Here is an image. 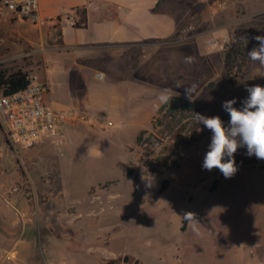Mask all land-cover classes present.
I'll list each match as a JSON object with an SVG mask.
<instances>
[{
  "label": "rangeland",
  "instance_id": "1",
  "mask_svg": "<svg viewBox=\"0 0 264 264\" xmlns=\"http://www.w3.org/2000/svg\"><path fill=\"white\" fill-rule=\"evenodd\" d=\"M179 10L177 35L148 47L139 62L109 67V82L96 76L106 69L101 65L81 77L45 62L40 55L59 33L44 41L38 27L16 24L4 10L0 70L39 75L47 103L94 122L68 127L64 144L24 151L13 149L0 128V253L7 261L18 258L4 250L7 243L18 251L24 240L27 264H264V160L240 147L233 177L204 169L212 133L203 124L194 145L167 139L146 150L137 142L144 130L145 137L157 134L165 90L211 105L210 117L227 126L223 102L235 98L240 108L248 87L264 86V68L247 54L259 46L254 37L264 36V0H207ZM239 29L249 38L246 58L230 85L226 53ZM189 56L194 62L185 61ZM107 85L108 97L98 92ZM116 88L124 98H112Z\"/></svg>",
  "mask_w": 264,
  "mask_h": 264
},
{
  "label": "crops",
  "instance_id": "2",
  "mask_svg": "<svg viewBox=\"0 0 264 264\" xmlns=\"http://www.w3.org/2000/svg\"><path fill=\"white\" fill-rule=\"evenodd\" d=\"M44 25L40 26L41 38H53L55 31L62 34L57 43L43 55L45 62L56 61L61 69H75L81 77L95 72L93 66L106 67L96 71L97 77L109 82V67L120 62L142 60L148 47L162 45L164 40L175 37L179 31V6H196L207 0H38ZM87 9V26L76 28ZM189 11V15H190ZM99 90V91H98ZM97 91L108 97V85ZM112 98H124L123 90L116 88ZM107 104V103H106ZM107 113V105L101 109ZM104 112L100 114H105ZM15 221V220H14ZM7 243L4 250L17 254V261H7L0 253V264H27L24 253L27 247L19 241L18 251Z\"/></svg>",
  "mask_w": 264,
  "mask_h": 264
},
{
  "label": "built area",
  "instance_id": "3",
  "mask_svg": "<svg viewBox=\"0 0 264 264\" xmlns=\"http://www.w3.org/2000/svg\"><path fill=\"white\" fill-rule=\"evenodd\" d=\"M4 10L16 24L39 28L45 23L38 0H0L1 18ZM28 78L25 90L0 97V128L13 149L24 151L48 141L64 144V132L68 127L93 125V119L84 113L47 103V83L32 72Z\"/></svg>",
  "mask_w": 264,
  "mask_h": 264
},
{
  "label": "clouds",
  "instance_id": "4",
  "mask_svg": "<svg viewBox=\"0 0 264 264\" xmlns=\"http://www.w3.org/2000/svg\"><path fill=\"white\" fill-rule=\"evenodd\" d=\"M254 39L259 42V46L250 50L248 57L264 68V36L258 35ZM185 61L194 62V57H185ZM167 91L160 96L164 103L170 99ZM186 91L191 98L188 89ZM246 91L248 96L241 101L240 108L234 106L237 103L235 98L223 102L222 107L230 117L227 126L218 115L207 117L194 113L197 124H203L212 133L203 168L209 171L219 169L225 178L233 177L238 171L234 154L240 147L247 148L248 156L255 155L264 160V86L255 85L248 87ZM184 217L194 219V214L186 213Z\"/></svg>",
  "mask_w": 264,
  "mask_h": 264
},
{
  "label": "trees",
  "instance_id": "5",
  "mask_svg": "<svg viewBox=\"0 0 264 264\" xmlns=\"http://www.w3.org/2000/svg\"><path fill=\"white\" fill-rule=\"evenodd\" d=\"M83 16L79 22H75L76 28H84L87 26V9H82ZM62 34L60 33V37ZM247 38V39H245ZM235 41L228 48L226 53L225 63V81L230 85L237 83V80L243 73V65L237 67L240 58H246L244 54L246 40H248L247 32L238 30L234 36ZM58 43H62L59 38ZM28 73L21 69L8 71L0 70V97L10 96L20 91L25 90L29 85ZM216 110L209 104L188 101L178 96H171L167 103H164L158 110L156 119L153 122V129L157 134H149L147 130L142 131L138 137V144L146 150L156 147L157 142L172 139L178 141L184 146L194 145L198 137V128L200 124L194 119V113H201L207 117L214 114ZM171 165L166 163L165 168H170ZM188 223V219L184 221V228Z\"/></svg>",
  "mask_w": 264,
  "mask_h": 264
},
{
  "label": "water",
  "instance_id": "6",
  "mask_svg": "<svg viewBox=\"0 0 264 264\" xmlns=\"http://www.w3.org/2000/svg\"><path fill=\"white\" fill-rule=\"evenodd\" d=\"M124 261H125V263H128L129 262V258H125Z\"/></svg>",
  "mask_w": 264,
  "mask_h": 264
}]
</instances>
